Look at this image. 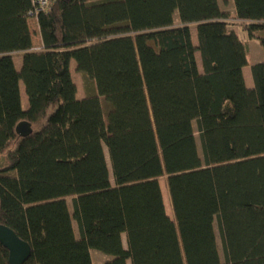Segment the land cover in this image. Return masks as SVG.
Masks as SVG:
<instances>
[{
	"label": "trees",
	"instance_id": "trees-1",
	"mask_svg": "<svg viewBox=\"0 0 264 264\" xmlns=\"http://www.w3.org/2000/svg\"><path fill=\"white\" fill-rule=\"evenodd\" d=\"M232 3L55 0L32 51L30 0H0V224L24 264H264V59L247 88L239 36L264 53V0ZM72 60L96 94L76 97Z\"/></svg>",
	"mask_w": 264,
	"mask_h": 264
},
{
	"label": "rangeland",
	"instance_id": "rangeland-1",
	"mask_svg": "<svg viewBox=\"0 0 264 264\" xmlns=\"http://www.w3.org/2000/svg\"><path fill=\"white\" fill-rule=\"evenodd\" d=\"M218 2H219V5H220L222 10L229 12V13L233 12L232 0H218ZM173 21L175 24L178 23L177 13H174ZM28 24H29V29H30L31 36H32V45L35 46L39 42L38 35L36 34V23H35L34 19L29 18ZM189 29H190L191 41H192L193 45L195 46L197 43L195 25H190ZM239 36L244 41V43L246 45L248 62L249 63H255V62H258L260 60L262 61L264 59V53H263V49L260 46L259 42L256 39H250L247 36V34H245V33H240ZM19 57H20L19 54H15L13 56L14 65H15V68L17 70L20 69V64H21V62H19ZM195 59H196L198 69L201 70L200 58H199V54L197 52L195 53ZM75 68H76V64L72 60L70 62V73H71L72 81L74 82L75 87H76V97L78 99H81V98H84L85 96L96 94V91H95V88H94L92 81L90 79H88L87 77H85L84 75L78 73L75 70ZM243 76H244V81H245L246 87L252 88L253 83H252V77H251V73H250V67H247L244 69ZM19 88H20V94H21V100H22L21 101L22 107L24 109H27V107H28L27 97L25 95L24 87H23V84L21 82L19 84ZM193 130H194V134L196 137V144H197L198 153L201 154L198 132H197V127L195 125V122H193ZM2 163H3V160L0 159V164H2ZM159 184H160L161 191H162V197H163V202H164L166 214L170 218H172V211H171L168 193H167V190L165 188L164 178L159 179ZM66 201L68 203L70 211L72 212V198H70V197L66 198ZM73 224H74L75 234H76V236H78L77 225L75 222ZM215 231H216L218 250H219V253H220V256L222 259L223 258L222 247H221V242L219 239L216 224H215ZM124 246H125V244H124ZM90 257L92 260V264H105V262L112 259V256L106 255V254L101 253L100 251H97L94 249L90 250ZM127 264H130V262L128 261Z\"/></svg>",
	"mask_w": 264,
	"mask_h": 264
},
{
	"label": "water",
	"instance_id": "water-1",
	"mask_svg": "<svg viewBox=\"0 0 264 264\" xmlns=\"http://www.w3.org/2000/svg\"><path fill=\"white\" fill-rule=\"evenodd\" d=\"M17 136L24 138L32 133L28 122L22 121L15 127ZM0 244L8 252V264H24L30 257L31 249L28 243L22 241L5 225L0 224Z\"/></svg>",
	"mask_w": 264,
	"mask_h": 264
},
{
	"label": "built area",
	"instance_id": "built-area-1",
	"mask_svg": "<svg viewBox=\"0 0 264 264\" xmlns=\"http://www.w3.org/2000/svg\"><path fill=\"white\" fill-rule=\"evenodd\" d=\"M55 0H30L31 10L29 11V18L35 19L40 13L47 11Z\"/></svg>",
	"mask_w": 264,
	"mask_h": 264
},
{
	"label": "crops",
	"instance_id": "crops-1",
	"mask_svg": "<svg viewBox=\"0 0 264 264\" xmlns=\"http://www.w3.org/2000/svg\"><path fill=\"white\" fill-rule=\"evenodd\" d=\"M35 23H36V20L34 19ZM36 34L38 35V38H39V42L38 44H36L35 46L32 47V51H39L41 49V40H40V34H39V30H38V27H37V24H36ZM15 54H19L20 57H19V62H21V56L23 55V53H14L12 54V57L15 55ZM261 61V60H260ZM258 61V62H260ZM13 62H14V58H13ZM258 62H255V63H258ZM255 63H249V65L247 67H250V65L252 64H255ZM21 66V64H20ZM247 67H244L242 71H244L245 68ZM21 95V94H20ZM22 101V100H21Z\"/></svg>",
	"mask_w": 264,
	"mask_h": 264
}]
</instances>
